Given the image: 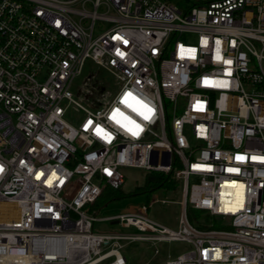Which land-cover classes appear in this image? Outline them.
<instances>
[{
	"label": "built area",
	"instance_id": "1",
	"mask_svg": "<svg viewBox=\"0 0 264 264\" xmlns=\"http://www.w3.org/2000/svg\"><path fill=\"white\" fill-rule=\"evenodd\" d=\"M88 60L113 97H73ZM125 167L181 181L178 231L90 210ZM132 240L192 246L165 264H264V0H0V264H125Z\"/></svg>",
	"mask_w": 264,
	"mask_h": 264
},
{
	"label": "rangeland",
	"instance_id": "2",
	"mask_svg": "<svg viewBox=\"0 0 264 264\" xmlns=\"http://www.w3.org/2000/svg\"><path fill=\"white\" fill-rule=\"evenodd\" d=\"M177 6L182 9L185 6V2H179ZM107 27V23H98L95 26L94 35H97ZM86 79L88 80L86 81ZM84 83L87 85L84 86ZM117 88L118 86L115 80H113L109 73L88 60L85 62L81 74L73 80L71 92L76 100L79 99L77 95L81 89L88 90L92 98L104 95L108 99L113 97ZM75 116L78 117V115H72V119ZM120 172L124 175V181L119 186V198L112 200L108 205L103 207L97 213V217H111L118 215L126 209H140L142 206H149L146 214L151 221L164 226L170 231H178L181 217V202L183 201V185L181 181L175 180L172 189L158 188L154 191L146 190L141 194H136V189L144 185L146 172L142 169L140 170L132 167L121 168ZM153 201L158 202L151 204ZM186 216L189 223L199 230L220 228L218 227L219 218L217 219L210 216L206 211L194 210L187 206ZM94 229L95 231H114L120 234L140 235V233L135 230L124 229L116 223L111 224L110 222H96ZM222 229L228 230L227 228ZM191 247L189 243L182 241H120V254L125 259V264H165V261L174 259L176 256L188 252Z\"/></svg>",
	"mask_w": 264,
	"mask_h": 264
},
{
	"label": "trees",
	"instance_id": "3",
	"mask_svg": "<svg viewBox=\"0 0 264 264\" xmlns=\"http://www.w3.org/2000/svg\"><path fill=\"white\" fill-rule=\"evenodd\" d=\"M171 175H165L160 172H147L144 177V185L136 189V194H141L146 190L154 191L158 188L172 189L174 187ZM120 189L106 187L96 200L95 204L90 206V210L98 213L103 207L108 205L112 200L118 199ZM188 220V219H187Z\"/></svg>",
	"mask_w": 264,
	"mask_h": 264
},
{
	"label": "snow or ice",
	"instance_id": "4",
	"mask_svg": "<svg viewBox=\"0 0 264 264\" xmlns=\"http://www.w3.org/2000/svg\"><path fill=\"white\" fill-rule=\"evenodd\" d=\"M147 119V117H145ZM133 134H136V133H133Z\"/></svg>",
	"mask_w": 264,
	"mask_h": 264
}]
</instances>
